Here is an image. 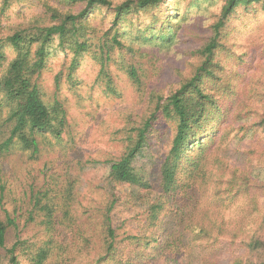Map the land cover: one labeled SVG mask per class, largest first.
Listing matches in <instances>:
<instances>
[{"label": "trees", "instance_id": "16d2710c", "mask_svg": "<svg viewBox=\"0 0 264 264\" xmlns=\"http://www.w3.org/2000/svg\"><path fill=\"white\" fill-rule=\"evenodd\" d=\"M58 1L61 7L42 0L45 20L36 21L31 29H20L0 38V61L6 62L0 77V94L8 108L7 121L12 125L10 136L0 144V149L21 145L23 150L37 154L40 150L38 137L50 134L58 141L64 140V130L69 126L67 111L58 99L47 100L38 82L56 39L61 52L73 54L71 71L90 51L93 60L101 67L100 74L108 78V89L115 90L109 73L112 54L128 49L139 59L134 63L143 67L151 65L159 72L163 68L160 67L162 53L179 42L182 22L196 4L194 0H176V4L175 0ZM205 1L210 6L219 4V10L205 33L203 43L192 51L199 58L198 62L177 89L163 102L162 98L159 99L150 117L145 118L141 125L134 123L131 126L132 135L122 155L108 161L111 163L109 175L114 182L142 188L137 196L127 195L124 203L135 206L146 200L154 189L135 170L134 161L146 145L148 131L157 120L158 113L169 121H175L171 147L160 169V193L147 202L141 231L119 232L124 226L115 224L113 213L122 200L121 195L100 187L104 197L99 204L89 208L75 197L78 179L66 177L61 185V181L49 179V186L43 185V189L32 191V207L28 208V220H36L35 211L41 213L39 223L44 233L40 242L28 249L25 242L18 239L7 248L8 264H22L20 255L27 249L29 264H157L163 257H167L163 264H178L181 249H178L177 237L163 240L165 217L173 212L174 203L184 199L194 202L193 212L190 216L185 215L183 221L184 231L189 234L187 244L196 247V243L206 246L203 236H210L211 231V239L216 243L225 229L231 227V223L222 220L225 216H217L215 210L219 215L222 210L230 209L239 197L245 198L247 210H242L240 227L237 225L235 231L229 229V232L232 240L243 246L244 253L232 258L230 264H264V184L253 182L247 170L234 169L224 187L218 189L221 182L215 180L212 204L199 218L198 206L203 193L195 184L197 178L208 179L207 172L202 173L201 169L206 156L212 148L223 143L231 131L238 133L250 126L264 138V88L249 90L244 106L248 108L250 105L251 111L241 110L233 102L241 94L240 87L225 85V65L221 58L222 54L233 50L228 39L232 22L242 16L251 18L258 12L264 13V0ZM178 3H184L185 9H178ZM77 5L81 8L75 11L73 7ZM99 21L101 24L96 23ZM5 43L10 44L12 55L6 52ZM129 75L135 82L140 81L134 64L130 66ZM256 97L260 100L255 101ZM227 100H231L233 109L239 113L236 124L251 117L254 121L237 128L235 124L229 129L224 127L228 117ZM71 136L73 140L77 138V134L76 137ZM7 184L0 177V202L7 195ZM11 193L12 189H9L8 195ZM136 198L138 202L133 203ZM72 204L78 213V223L71 211ZM18 209L16 206L15 211ZM17 224L15 216L10 214L0 219V247H6L7 231L10 227L17 228ZM27 252L25 256L28 257Z\"/></svg>", "mask_w": 264, "mask_h": 264}, {"label": "rangeland", "instance_id": "374dc122", "mask_svg": "<svg viewBox=\"0 0 264 264\" xmlns=\"http://www.w3.org/2000/svg\"><path fill=\"white\" fill-rule=\"evenodd\" d=\"M49 1L62 6L58 0ZM194 2L196 4L182 22L179 42L162 53L160 67L163 68L159 72L151 65L143 67L134 63L135 59H139L129 53L128 49L112 54L113 62L109 73L115 90L108 89V78L100 74L101 67L93 60L90 51V54H84L80 58L77 68L71 71L73 54L61 52L58 49V39L55 40L51 48L52 54L38 82L47 100L58 99L65 107L69 126L64 130L63 141H58L50 134L38 137L40 150L37 154H33L31 150H23L21 145L12 146L8 150L0 149V177L4 183H8L7 195L0 202V219H5L10 214L15 216L18 223L17 228L10 227L7 231L6 247H0V264H8L7 248L18 239L24 241L28 249L34 248L40 242L44 233V228L39 223L41 213L35 211L33 215L36 220H28V208L32 207V191L43 189V185L49 186V179L61 181L60 185L65 183L66 177L78 179L75 197L84 201V205L89 208L99 204V200L104 197V191L100 187L121 195L122 200L113 213L115 224L124 226L119 232L141 231V226L145 224L144 210L148 206L147 202L160 193V169L171 147L175 121H169L158 113L157 120L148 131L147 143L134 161L135 170L146 182H150L154 189V193L146 200L138 202L137 198L134 199L133 203H139L135 206L124 203L123 199L127 195L137 196L142 188L114 182L109 175L111 163L108 161L122 155L128 138L132 135L131 126L134 123L141 125L145 118L150 117L159 99L162 98L163 102L177 89L198 62L199 58L193 55L192 51L203 43L205 33L219 10V4L210 6L205 0ZM185 6L184 3L177 4L178 9H185ZM80 8L81 5L73 7L75 11ZM44 12L42 0H0V38L20 29H31L36 21L45 20ZM98 18L101 19V15ZM96 23L101 24L100 21ZM228 39L234 54L232 50L231 53L221 55L225 65L223 81L225 85L235 84L240 87L241 94L235 97L233 102H236L241 110L250 112V105L248 108L244 106L247 104L245 99L249 90L264 88V13L258 12L251 15V18H236L229 29ZM5 46L6 52L12 55L10 44L5 43ZM133 64L139 72L138 83L129 75L130 66ZM5 67L6 62L0 61V77ZM256 100H260V97H256ZM252 102L256 106L255 102ZM225 108L228 117L225 118L223 126L228 129L234 124L237 128L243 123L250 125L254 121L251 117L238 125L236 121L239 113L233 109L231 100L225 101ZM7 118L8 108L0 94V144L10 136L12 125ZM76 134L77 138L73 140L71 135L76 137ZM209 153L201 168L202 173L207 172L208 179L205 181V178L200 177L195 183L203 193L198 206V218L208 209L209 204H212V188L217 184L215 180L221 182L218 189L224 187L234 169L247 170L253 182L264 184V138L256 129L246 126L238 133L231 131L223 143L212 148ZM217 154L219 160H213ZM9 189H12L10 195ZM261 198L262 195L259 196V199ZM58 200L62 198L58 197ZM174 204L173 212L165 217L163 240L177 237L178 249H181L178 264H230L232 258L244 253L243 246L239 241L232 240V234L229 232V229L235 231L237 227H234L241 225L242 210H247L244 197H239L230 205V209L222 210L219 215L217 209L215 210L217 216H225L220 219L231 223V227L225 229L216 243L211 239L212 231L210 236H203L206 246L196 243V247H191L187 244L189 234L184 231L183 220L185 215L190 216L193 212L194 202L184 199ZM16 206L18 211H15ZM71 211L78 223L74 204ZM27 251L24 250L20 255L22 264H29ZM26 252L28 257L25 256ZM166 258H160L157 264H163Z\"/></svg>", "mask_w": 264, "mask_h": 264}]
</instances>
